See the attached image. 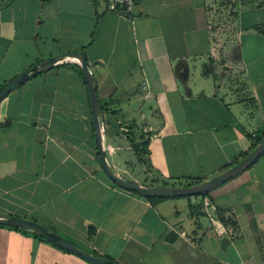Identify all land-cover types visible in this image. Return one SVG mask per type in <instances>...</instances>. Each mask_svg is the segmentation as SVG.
Instances as JSON below:
<instances>
[{
  "label": "crops",
  "instance_id": "0c3cea01",
  "mask_svg": "<svg viewBox=\"0 0 264 264\" xmlns=\"http://www.w3.org/2000/svg\"><path fill=\"white\" fill-rule=\"evenodd\" d=\"M216 1L137 0L127 16L104 0H0V86L83 51L113 170L141 185L209 180L264 137V0L234 1L225 36ZM0 212L119 264H264V154L197 196L123 189L99 163L87 84L70 59L0 100ZM0 264L92 263L0 225Z\"/></svg>",
  "mask_w": 264,
  "mask_h": 264
},
{
  "label": "water",
  "instance_id": "95a60500",
  "mask_svg": "<svg viewBox=\"0 0 264 264\" xmlns=\"http://www.w3.org/2000/svg\"><path fill=\"white\" fill-rule=\"evenodd\" d=\"M70 59H75L78 61L81 67L83 78L87 84L99 163L107 177L112 180L117 186L123 189L129 190L144 197L153 198L197 196L206 193L216 188L217 186L225 183L226 181L232 179L233 177L237 176L238 174L246 170L250 165H252L259 157L264 154L263 137L250 152H248L235 164H233L217 176L209 180L184 187L167 185H141L136 182L124 179L113 170V168L109 165L105 157L103 145V117L101 114V108L98 103L94 79L87 65L86 56L83 51L62 52L33 64L28 69L24 70L23 72L12 78L9 82L5 84L3 88H1L0 100L3 99L6 95H8L12 90L22 85L26 81L30 80L31 78L48 70L49 68L58 63ZM0 225L28 230L33 234H36L56 244L57 246H60L61 248L81 257L82 259L92 264H119L114 260L92 254L86 251L84 248L80 247L79 245L75 244L68 238L59 234L55 230L50 229L34 220L25 217L0 212Z\"/></svg>",
  "mask_w": 264,
  "mask_h": 264
},
{
  "label": "rangeland",
  "instance_id": "374dc122",
  "mask_svg": "<svg viewBox=\"0 0 264 264\" xmlns=\"http://www.w3.org/2000/svg\"><path fill=\"white\" fill-rule=\"evenodd\" d=\"M236 0H217L214 2V4L210 7V10L212 11L213 14V24L217 29L218 34H221V36H225L228 31V26H229V17L228 11L235 2ZM106 156L109 158V151L106 150L105 152ZM169 184H172V182H169ZM182 184H192L191 182L185 183L183 182Z\"/></svg>",
  "mask_w": 264,
  "mask_h": 264
},
{
  "label": "built area",
  "instance_id": "2783aa9c",
  "mask_svg": "<svg viewBox=\"0 0 264 264\" xmlns=\"http://www.w3.org/2000/svg\"><path fill=\"white\" fill-rule=\"evenodd\" d=\"M107 10L130 16L137 0H104ZM128 129H122V138H128Z\"/></svg>",
  "mask_w": 264,
  "mask_h": 264
},
{
  "label": "trees",
  "instance_id": "16d2710c",
  "mask_svg": "<svg viewBox=\"0 0 264 264\" xmlns=\"http://www.w3.org/2000/svg\"><path fill=\"white\" fill-rule=\"evenodd\" d=\"M5 86V84L4 85H2V86H0V90H1V88H3ZM261 139H258V140H256V142L254 143V146H253V148L255 147V145L260 141ZM246 155V154H245ZM244 155V156H245ZM188 185H192V184H188ZM145 198H147V199H149V200H161V199H164V198H153V197H145ZM17 229H19V228H17ZM34 236H36V237H38V238H41V239H44V238H42V237H40V236H38V235H36V234H34ZM44 240H46V239H44ZM46 241H48V240H46ZM50 242V241H49ZM52 243V242H51ZM52 244H54V243H52ZM54 245H56V244H54ZM57 246V245H56ZM59 248H61L60 246H58ZM61 249H63V248H61ZM65 250V249H64Z\"/></svg>",
  "mask_w": 264,
  "mask_h": 264
}]
</instances>
